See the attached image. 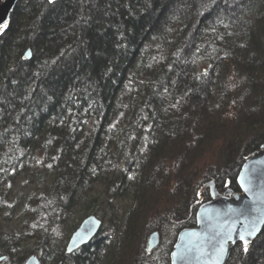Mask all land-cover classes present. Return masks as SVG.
Masks as SVG:
<instances>
[{"label": "trees", "instance_id": "1", "mask_svg": "<svg viewBox=\"0 0 264 264\" xmlns=\"http://www.w3.org/2000/svg\"><path fill=\"white\" fill-rule=\"evenodd\" d=\"M263 145L264 0H20L0 30V264H156L149 235L196 226L203 185L239 191ZM90 214L100 235L68 254ZM228 264H264V230Z\"/></svg>", "mask_w": 264, "mask_h": 264}, {"label": "water", "instance_id": "2", "mask_svg": "<svg viewBox=\"0 0 264 264\" xmlns=\"http://www.w3.org/2000/svg\"><path fill=\"white\" fill-rule=\"evenodd\" d=\"M20 0H0V27L10 22ZM32 57V49L26 58ZM242 177L245 191L242 187ZM240 190H219L216 179L206 182L202 191L209 190L211 198L202 203L197 212V224L182 229L171 252L172 264H228L233 246L240 243L239 233L251 229L255 224V235L247 237L249 244L255 241L264 230V145L254 152L243 164L238 176ZM245 213V217L239 215ZM231 226V230H230ZM104 227V219L96 214L86 216L73 232L66 252L72 254L89 245ZM231 235V239L228 236ZM162 241L159 230L148 237V250L154 251ZM221 245L224 252L218 254ZM1 260L4 257L0 258ZM25 264H42L38 253L31 254Z\"/></svg>", "mask_w": 264, "mask_h": 264}, {"label": "rangeland", "instance_id": "3", "mask_svg": "<svg viewBox=\"0 0 264 264\" xmlns=\"http://www.w3.org/2000/svg\"><path fill=\"white\" fill-rule=\"evenodd\" d=\"M80 209H81V207H78L77 212H79ZM85 217L86 216H84L81 219V222ZM26 220H28V219L25 215V211L22 210L18 216H16L14 219H11L9 222H6V223L11 230H15L16 232H20V231H22L23 227L26 226V224H27ZM81 222H80V224H81ZM58 225L60 226L61 223H59ZM106 226H107V221L105 220V227ZM50 228H52V227H50ZM51 231L57 232L56 234L59 237H64V238L68 234V232H67L68 230H67L66 226H62V227L60 226V227H56V228L53 227V229H51ZM179 232L180 231L177 229L176 225H169L168 227H166L164 229L160 246L158 248H156L154 251H152V260H154L156 262V264H168L169 257L171 259V252L174 248V245L176 243L177 236H178ZM106 233H107V231L105 229L103 231V234H106ZM175 235H176V240H175V243L173 244V247L171 248V243L173 242ZM32 242H35V241H32Z\"/></svg>", "mask_w": 264, "mask_h": 264}, {"label": "snow or ice", "instance_id": "4", "mask_svg": "<svg viewBox=\"0 0 264 264\" xmlns=\"http://www.w3.org/2000/svg\"><path fill=\"white\" fill-rule=\"evenodd\" d=\"M3 27H6V25H4ZM0 30H2V27H0ZM241 186L245 187V185L243 183V177H242ZM245 191H249V189L247 187H245ZM239 215L246 218L244 212H240ZM230 230H231V226H230ZM255 231H256V226H255V224H253V225H251L250 230L245 229V231H242L239 233V239L243 243V251L244 252L248 251L249 240L247 237H251V236L255 235ZM228 239H231V235L228 236ZM223 252H224V247H223V245H221L220 249L218 250V254H222Z\"/></svg>", "mask_w": 264, "mask_h": 264}]
</instances>
